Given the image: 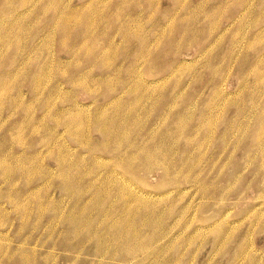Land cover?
<instances>
[{
    "label": "rangeland",
    "instance_id": "rangeland-1",
    "mask_svg": "<svg viewBox=\"0 0 264 264\" xmlns=\"http://www.w3.org/2000/svg\"><path fill=\"white\" fill-rule=\"evenodd\" d=\"M0 264H264V0H0Z\"/></svg>",
    "mask_w": 264,
    "mask_h": 264
},
{
    "label": "bare ground",
    "instance_id": "bare-ground-1",
    "mask_svg": "<svg viewBox=\"0 0 264 264\" xmlns=\"http://www.w3.org/2000/svg\"><path fill=\"white\" fill-rule=\"evenodd\" d=\"M58 36V35H57ZM75 83V82H74Z\"/></svg>",
    "mask_w": 264,
    "mask_h": 264
}]
</instances>
